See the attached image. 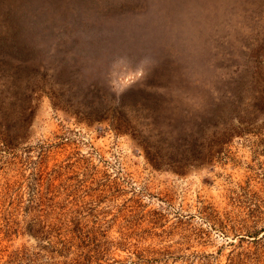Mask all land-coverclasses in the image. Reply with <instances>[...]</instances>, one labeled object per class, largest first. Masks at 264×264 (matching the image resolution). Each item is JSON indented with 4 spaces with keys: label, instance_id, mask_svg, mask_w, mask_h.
Returning a JSON list of instances; mask_svg holds the SVG:
<instances>
[{
    "label": "rangeland",
    "instance_id": "1",
    "mask_svg": "<svg viewBox=\"0 0 264 264\" xmlns=\"http://www.w3.org/2000/svg\"><path fill=\"white\" fill-rule=\"evenodd\" d=\"M0 131V263L264 264V0H0Z\"/></svg>",
    "mask_w": 264,
    "mask_h": 264
},
{
    "label": "trees",
    "instance_id": "2",
    "mask_svg": "<svg viewBox=\"0 0 264 264\" xmlns=\"http://www.w3.org/2000/svg\"><path fill=\"white\" fill-rule=\"evenodd\" d=\"M29 91L31 93L34 92L33 89H30ZM1 132L3 133V131H0V133ZM0 142H2V141H0ZM145 148H148V147H145ZM145 148H144V152H145V155H147L148 149H145ZM8 228H9L8 225L5 226V229H8ZM37 234H39L38 236H39V238H41V236H42L41 232L39 231ZM0 252H1V249H0ZM31 262H32L31 259L27 258V256H25L24 252L21 251L17 254L16 253L10 254L9 257L3 263H5V264H32ZM3 263H0V264H3Z\"/></svg>",
    "mask_w": 264,
    "mask_h": 264
}]
</instances>
